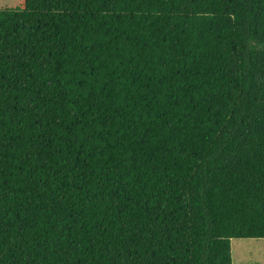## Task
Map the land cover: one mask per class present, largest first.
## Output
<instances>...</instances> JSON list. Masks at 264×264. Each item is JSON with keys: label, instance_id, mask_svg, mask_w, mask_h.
I'll use <instances>...</instances> for the list:
<instances>
[{"label": "trees", "instance_id": "1", "mask_svg": "<svg viewBox=\"0 0 264 264\" xmlns=\"http://www.w3.org/2000/svg\"><path fill=\"white\" fill-rule=\"evenodd\" d=\"M264 239V0L0 10V264H233Z\"/></svg>", "mask_w": 264, "mask_h": 264}, {"label": "rangeland", "instance_id": "2", "mask_svg": "<svg viewBox=\"0 0 264 264\" xmlns=\"http://www.w3.org/2000/svg\"><path fill=\"white\" fill-rule=\"evenodd\" d=\"M23 0H0V10L21 6ZM233 264H264V239H233Z\"/></svg>", "mask_w": 264, "mask_h": 264}]
</instances>
